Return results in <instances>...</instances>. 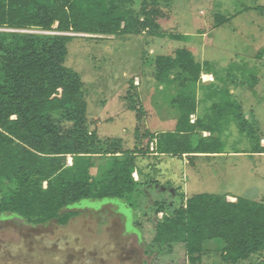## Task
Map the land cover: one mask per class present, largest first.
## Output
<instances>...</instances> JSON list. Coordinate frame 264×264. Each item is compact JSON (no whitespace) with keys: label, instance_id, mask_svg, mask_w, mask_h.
Listing matches in <instances>:
<instances>
[{"label":"rangeland","instance_id":"1","mask_svg":"<svg viewBox=\"0 0 264 264\" xmlns=\"http://www.w3.org/2000/svg\"><path fill=\"white\" fill-rule=\"evenodd\" d=\"M122 6L141 19L149 13L146 18L152 26L117 36L65 34L73 37L65 66L81 77L88 133L96 136L102 150L93 173L108 177L114 158L103 152L108 140L120 139L121 152H148L135 157L144 178L136 172L132 176L142 186L125 200L89 199L70 207L78 215L65 226L56 222L34 226L17 216L0 215V264H192L183 244L169 250L153 241L166 202L178 208L194 195L227 192L264 200V157L231 158L230 176L205 171L198 177L186 159L152 155L156 141L149 137V133L174 131L181 115L179 95L194 96L197 103V95L213 79L221 87L217 98L245 95L247 114L240 115L264 136V0H125ZM179 50L192 52L206 71L197 83L180 84L174 74L159 75L158 58L175 57ZM54 117L65 128L73 125L61 113ZM222 123L226 124L216 130L223 138V150L252 152V140L242 138L228 119ZM72 163L68 156L67 165ZM151 180L158 183L144 186ZM175 188L176 195L170 191ZM220 244L212 242L196 264H227ZM257 260L252 256L238 264Z\"/></svg>","mask_w":264,"mask_h":264},{"label":"trees","instance_id":"2","mask_svg":"<svg viewBox=\"0 0 264 264\" xmlns=\"http://www.w3.org/2000/svg\"><path fill=\"white\" fill-rule=\"evenodd\" d=\"M124 1L0 0V215L17 216L34 226L51 222L65 226L78 215L70 207L89 199L125 200L142 186L132 176L134 172L144 174L135 157L148 152H121L120 139L108 140L103 152L114 158L108 177L93 173L102 150L96 136L88 133L81 77L65 66L73 40L65 34L117 36L152 26L146 18L149 13L141 19L122 6ZM157 67L160 76L174 74L180 84L197 83L206 73L188 50L177 51L175 57H159ZM203 88L197 103L194 96L179 95L181 115L174 131L149 133L151 141H156L154 153L176 157L219 153L223 141L217 130L226 124L222 123L225 119L235 122L254 142L253 153H263L259 135L238 110L213 100L221 87L213 81ZM208 103L212 105L191 123L197 106ZM56 113L73 125L65 128L54 117ZM203 132L210 136L203 137ZM68 156L73 160L71 166ZM157 183L146 181L144 186ZM165 204L166 211L155 224L156 244L169 250L183 244L189 261L196 264L212 242H221L224 263L238 264L255 256L254 264H262L264 200L240 197L232 202L228 195L198 194L178 208Z\"/></svg>","mask_w":264,"mask_h":264},{"label":"crops","instance_id":"3","mask_svg":"<svg viewBox=\"0 0 264 264\" xmlns=\"http://www.w3.org/2000/svg\"><path fill=\"white\" fill-rule=\"evenodd\" d=\"M213 81H214V79H213ZM216 96L213 97L214 98L213 100H215L219 103H228V106L230 103L229 110H232V111L238 110L239 113L243 112L244 114H247V113H245L246 110H244V107H243V105L245 104V100H246L245 95L241 96V97L240 96L237 97V96L227 95V97L219 96L218 98ZM200 99H201V95L198 94L197 95V102H199ZM209 106H210L209 104H207L205 106H202L199 104L197 106L196 114L191 116V123H193L196 120V117L198 115L202 114L205 111V109L208 108ZM231 123L239 131L242 138L245 137L248 139V137L245 134H242L240 132V130L236 126L235 122H231ZM208 136H210L209 132H203V137H208ZM259 137H260L259 145L264 148V136L259 135ZM222 141H223V138H222ZM224 146L225 145L223 142L222 150L219 153H215V154H204V153L184 154L181 158L186 159V163L191 167L192 170L193 169L196 170V174L198 175V177H200L202 175V173H204L205 171L208 173H211V174H213V172H215V171H217V172L219 171L218 173H223L225 176L229 175L230 174V172H229L230 168L234 167L233 166L234 164L231 163L232 162L231 158L244 157V156H248L250 154H255L254 156L264 157V152L263 153H253V152H247V150L244 152L243 151L238 152V151L232 150L231 152L227 153L225 150H223ZM249 148H251V147H249ZM152 155H154L155 157L156 156L160 157V158L163 156H168V155H158L157 153H153ZM140 169H142V168H140ZM137 175H139V174L137 173ZM229 176H228V179H229ZM229 189H231V188H229ZM245 192H247V190ZM223 195H228V199L236 200V198H238L237 196H234V195L230 194L229 192H227V194H223ZM258 201H262V199L258 200Z\"/></svg>","mask_w":264,"mask_h":264},{"label":"water","instance_id":"4","mask_svg":"<svg viewBox=\"0 0 264 264\" xmlns=\"http://www.w3.org/2000/svg\"><path fill=\"white\" fill-rule=\"evenodd\" d=\"M157 187L160 188V190H162V191H166V189H167V188H165V187H161V186H159V185H158ZM170 191H171L172 194L175 193V192H174V189H171Z\"/></svg>","mask_w":264,"mask_h":264},{"label":"built area","instance_id":"5","mask_svg":"<svg viewBox=\"0 0 264 264\" xmlns=\"http://www.w3.org/2000/svg\"><path fill=\"white\" fill-rule=\"evenodd\" d=\"M260 261L262 262V264H264V257H262Z\"/></svg>","mask_w":264,"mask_h":264}]
</instances>
